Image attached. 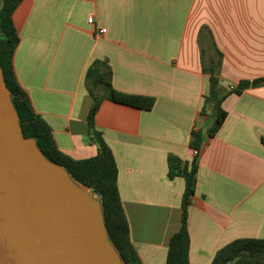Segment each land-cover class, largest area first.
<instances>
[{
    "label": "crops",
    "instance_id": "1",
    "mask_svg": "<svg viewBox=\"0 0 264 264\" xmlns=\"http://www.w3.org/2000/svg\"><path fill=\"white\" fill-rule=\"evenodd\" d=\"M12 17L16 79L71 157L98 148L85 84L95 59L107 62L116 90L154 98L149 110L103 98L94 116L117 163L141 264L165 263L185 185L181 175L168 176V157L190 164L197 127L203 136L188 206L189 264H210L234 239L264 238V84L228 94L212 136L210 113L201 112L212 60L220 58L226 89L264 77V0H22Z\"/></svg>",
    "mask_w": 264,
    "mask_h": 264
},
{
    "label": "trees",
    "instance_id": "2",
    "mask_svg": "<svg viewBox=\"0 0 264 264\" xmlns=\"http://www.w3.org/2000/svg\"><path fill=\"white\" fill-rule=\"evenodd\" d=\"M21 1H0V65L23 134L34 137L37 146L48 159L62 165L75 181L89 187L97 195L109 238L124 263L141 264L130 240L129 223L118 188L117 163L111 148L94 126V116L103 98L145 110L152 108L154 98L116 90L111 83V70L107 62L95 59L87 68L85 84L92 99L87 113L88 131L97 143V152L93 156L76 159L61 151L55 143L50 125L34 111L27 93L14 74L13 55L19 43V35L12 15ZM219 66L220 58L212 60L209 66L204 68L209 75V88L201 112L209 111L214 117L206 131L210 136L223 122L226 113L221 103L228 94H238L250 85L264 84V77H261L252 81L241 80L236 86L226 89L220 83ZM202 136L201 128L192 129L189 147L199 149L202 145ZM197 158V155H194L190 164L186 165L174 155L168 157V176L181 175L185 185L180 202V226L169 239L164 264H189L187 218L196 182ZM210 264H264V238L234 239L216 251Z\"/></svg>",
    "mask_w": 264,
    "mask_h": 264
},
{
    "label": "water",
    "instance_id": "3",
    "mask_svg": "<svg viewBox=\"0 0 264 264\" xmlns=\"http://www.w3.org/2000/svg\"><path fill=\"white\" fill-rule=\"evenodd\" d=\"M96 196L23 134L0 65V264H125Z\"/></svg>",
    "mask_w": 264,
    "mask_h": 264
},
{
    "label": "built area",
    "instance_id": "4",
    "mask_svg": "<svg viewBox=\"0 0 264 264\" xmlns=\"http://www.w3.org/2000/svg\"><path fill=\"white\" fill-rule=\"evenodd\" d=\"M88 22H92L93 21V19H92V17H88ZM101 32H105V28H101ZM200 149L201 148H199V149H193V155H197L198 156V154H199V152H200Z\"/></svg>",
    "mask_w": 264,
    "mask_h": 264
},
{
    "label": "rangeland",
    "instance_id": "5",
    "mask_svg": "<svg viewBox=\"0 0 264 264\" xmlns=\"http://www.w3.org/2000/svg\"><path fill=\"white\" fill-rule=\"evenodd\" d=\"M208 112H209V111H208ZM209 113H210V112H209ZM208 118H209V120H210V122H211V124H212L214 117L211 116V114H209V115H208ZM96 197H97V196H96Z\"/></svg>",
    "mask_w": 264,
    "mask_h": 264
}]
</instances>
